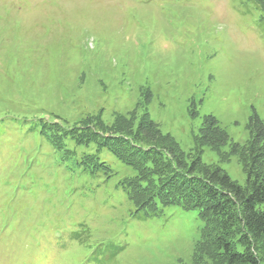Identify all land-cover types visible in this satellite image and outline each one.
<instances>
[{
  "label": "rangeland",
  "instance_id": "obj_1",
  "mask_svg": "<svg viewBox=\"0 0 264 264\" xmlns=\"http://www.w3.org/2000/svg\"><path fill=\"white\" fill-rule=\"evenodd\" d=\"M262 16L249 0H0V264H193L197 211L136 214L120 185L131 167L93 144L57 149L42 128L134 127L146 108L188 155L213 115L222 151L242 150L203 161L245 185L250 117L264 122Z\"/></svg>",
  "mask_w": 264,
  "mask_h": 264
},
{
  "label": "trees",
  "instance_id": "obj_2",
  "mask_svg": "<svg viewBox=\"0 0 264 264\" xmlns=\"http://www.w3.org/2000/svg\"><path fill=\"white\" fill-rule=\"evenodd\" d=\"M249 1L263 13L264 26V0ZM124 119L118 116L111 126L87 120L72 129L44 124L42 133L57 149H64L66 139L76 145L93 144L97 153L107 149L131 167L135 175L120 185L136 214L143 211L157 217L171 206L197 211L204 226L194 247L193 264H264V122L259 115L254 111L250 117L251 143L241 156L246 173L243 186L219 165L203 161L205 148L217 152L224 163L242 150L233 144L230 152L222 151L230 137L213 115L204 117L188 155L173 137L163 135L146 108L134 127ZM81 163L93 175L101 172L106 179L111 177V169L98 154L85 155Z\"/></svg>",
  "mask_w": 264,
  "mask_h": 264
}]
</instances>
